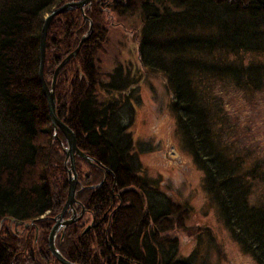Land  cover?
<instances>
[{
    "label": "trees",
    "instance_id": "1",
    "mask_svg": "<svg viewBox=\"0 0 264 264\" xmlns=\"http://www.w3.org/2000/svg\"><path fill=\"white\" fill-rule=\"evenodd\" d=\"M74 1L0 0V264H59L47 236L66 200L67 177L38 80V36L52 7ZM83 13L85 20L78 9L52 17L45 34L48 86L55 67L87 35L53 90L56 116L94 164L75 158V199L89 211L57 232L58 253L72 264H200L197 241L204 233L214 240L197 226L194 250L179 255L175 230L188 208L140 174L122 124L134 78L121 67L111 74L98 66L113 17L136 15L138 65L164 77L180 140L222 225L243 253L264 264V200L250 201L264 182V160L255 155L245 164L250 149L234 144L226 102L231 92L264 88V0H90ZM244 54L254 57L245 61ZM7 216L28 227L1 224Z\"/></svg>",
    "mask_w": 264,
    "mask_h": 264
},
{
    "label": "rangeland",
    "instance_id": "2",
    "mask_svg": "<svg viewBox=\"0 0 264 264\" xmlns=\"http://www.w3.org/2000/svg\"><path fill=\"white\" fill-rule=\"evenodd\" d=\"M112 22L116 25L108 30L107 41L96 54V60L102 73L105 71L117 74L121 67L129 70L128 73L134 78L131 91L127 90L129 94L126 97L129 101L121 113L122 124L127 126L134 142L140 174L176 203L188 208L181 228L175 230L179 255L187 256L194 250L196 239H193V234L199 226L201 229L206 227L214 240L206 237L205 233L200 237L197 244L201 252L197 262L255 264L229 236L219 219L215 204L211 203L203 189L202 172L196 168L191 156L184 149L175 127V118L170 107V91L164 77L138 65L135 29L140 26L139 17H113ZM253 57L254 55H242L245 61ZM115 70L116 73H113ZM114 82L117 83L116 80ZM226 102L231 112L230 124L234 127L236 137L231 133L234 144L250 149L245 164L249 165L255 155L264 160V88L245 95L231 92ZM128 109L130 118L127 113L126 116L124 114ZM55 134L57 138L53 140L60 145L63 154V149L66 148L64 137L59 130ZM66 167H69L68 162ZM81 168L85 169L83 163ZM253 191L250 201L264 200V182L257 183ZM9 226L14 229L13 224Z\"/></svg>",
    "mask_w": 264,
    "mask_h": 264
},
{
    "label": "water",
    "instance_id": "3",
    "mask_svg": "<svg viewBox=\"0 0 264 264\" xmlns=\"http://www.w3.org/2000/svg\"><path fill=\"white\" fill-rule=\"evenodd\" d=\"M86 6H90V0H77L74 2H65L63 3V5H60L58 7H53L52 10L44 17L42 28L38 36L39 37V45H38L39 64L37 68L38 80L40 82L41 91L43 93L45 101L47 102V112L49 113V124H50L52 138L53 139L57 138V135L55 133L57 130H59L64 137V142L66 145V148L63 149V156H64L63 167L65 169L66 177H67V192L65 196L66 200L61 206L60 212L56 214L54 217H52L53 224L51 225V228L48 231V236H47L49 254L53 256L59 264H72V263L68 262L64 257L61 256V254L58 253L54 244V238L59 230H62L63 228L73 224L74 222H77V220H79L82 217L84 212L82 208H80L79 213H76L75 210L72 209V204L77 202L76 199H74V195L76 192V185H77V177L74 166L75 158L83 159L88 164L90 163V160L87 155H85L83 152L78 150L75 144L74 133H72V131L69 128H67L65 124L62 123L60 119L56 116L53 90L55 85V78L60 68L63 67L70 58L76 55L80 47V44L86 40L87 35L83 36L76 45V48L70 53H68L65 56V58L55 67V70L53 71L52 76L50 78L51 80L50 85L48 86L45 80H43V64L45 59L44 44L46 39L45 34L48 28V23L50 22L52 17L62 14L65 11L78 9L79 12L82 14L83 19L84 20L87 19L86 15L83 13V10ZM88 24H89L88 32H90L92 28V23H90V21L88 20ZM67 162L69 167H66ZM71 210L72 212L70 216H68V218H64L65 213L70 212ZM7 220L10 224H13L14 229L21 225L24 228L28 227V224H24L22 221L19 220L16 221L9 216L3 218L1 222ZM86 229L87 228H85V230Z\"/></svg>",
    "mask_w": 264,
    "mask_h": 264
},
{
    "label": "flooded vegetation",
    "instance_id": "4",
    "mask_svg": "<svg viewBox=\"0 0 264 264\" xmlns=\"http://www.w3.org/2000/svg\"><path fill=\"white\" fill-rule=\"evenodd\" d=\"M80 160H82V161L84 162V164H87V165H89V166H90V165H91V166L94 165V164H92L93 162H91L90 159H89V160H90V163H89V164L86 163L83 159H80ZM101 183H102V181H101ZM83 187H84V188H87V189H90V190H93V188L95 187V184H93V185H84ZM74 199H75V195H74ZM76 201H77L76 203H73V204H72V209L75 210V208L77 207L78 209L75 210V212L78 213V212L80 211V208H82V210H84L83 214H84V213H88L89 210L86 209L84 206L80 205V203H79V201H78L77 199H76ZM71 212H72V210L68 213L69 215H67V216L64 215V218H67L68 216H70ZM65 214H66V213H65ZM82 216H83V215H82ZM93 222H94V218L92 217V218H91V222H90V224L93 223ZM90 224H88V227H86L87 229L90 227Z\"/></svg>",
    "mask_w": 264,
    "mask_h": 264
},
{
    "label": "bare ground",
    "instance_id": "5",
    "mask_svg": "<svg viewBox=\"0 0 264 264\" xmlns=\"http://www.w3.org/2000/svg\"><path fill=\"white\" fill-rule=\"evenodd\" d=\"M93 29V28H92ZM92 32V31H91ZM44 149H46V148H44ZM62 150V149H61ZM49 152V151H48ZM97 165V164H96ZM91 166V165H90ZM92 167V166H91ZM89 178H90V176H88ZM67 183V182H66ZM67 188V187H66ZM79 188V187H78ZM105 192H108V191H105ZM111 192V191H110ZM105 194V193H104ZM108 195V194H107ZM96 211V210H95ZM97 214H99V213H97ZM102 214V213H101ZM81 223V222H80ZM1 224H2V222H1ZM10 224V223H9ZM2 226V225H1ZM8 228V227H7ZM24 228V227H23ZM8 230V229H7ZM25 230H27V229H25ZM61 231V230H60ZM67 231V230H66ZM21 232V231H20ZM66 234V233H65ZM64 236V235H63ZM67 236V235H66ZM66 236H65V238H66ZM65 238H63V240H65ZM69 239V238H68ZM56 241H57V239H56ZM81 241V240H80ZM84 241V240H83ZM67 242V241H66ZM64 243V242H63ZM68 243H69V241H68ZM81 243V242H80ZM83 244H84V242H82ZM79 244V243H78ZM64 245H65V243H64ZM67 245H69V244H67ZM80 245V244H79ZM82 245V244H81ZM61 247V246H60ZM84 247V246H83ZM58 249V248H57ZM62 249V248H61ZM59 251V250H58ZM60 252V251H59ZM63 256V255H62ZM65 258V257H64ZM67 260V259H66Z\"/></svg>",
    "mask_w": 264,
    "mask_h": 264
}]
</instances>
